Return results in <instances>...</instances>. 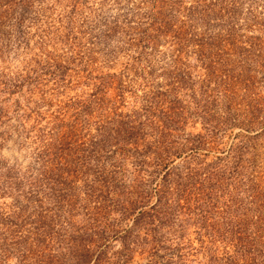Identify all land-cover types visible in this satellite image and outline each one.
<instances>
[{
	"label": "rangeland",
	"instance_id": "rangeland-1",
	"mask_svg": "<svg viewBox=\"0 0 264 264\" xmlns=\"http://www.w3.org/2000/svg\"><path fill=\"white\" fill-rule=\"evenodd\" d=\"M128 194L102 264H264V0H0V264H74Z\"/></svg>",
	"mask_w": 264,
	"mask_h": 264
},
{
	"label": "trees",
	"instance_id": "trees-1",
	"mask_svg": "<svg viewBox=\"0 0 264 264\" xmlns=\"http://www.w3.org/2000/svg\"><path fill=\"white\" fill-rule=\"evenodd\" d=\"M156 20H158V19H156ZM158 23L160 24L159 30L167 28L168 24L163 19L159 20ZM178 36H179V34L176 33L173 37L176 39V38H178ZM170 153L171 152L167 151L165 153L164 158L163 159L160 158L161 159L160 161L163 162L164 160H166V157H168L169 156L168 154H170ZM44 155H46V154H44ZM164 167L168 168V166H166V164H164ZM56 168L57 167H55L51 170H49V169L47 170V167H46L42 171V174H43L42 177L44 176L43 177L44 180H41L38 182L37 188L39 186H40V188L41 187L42 188H48L52 193L53 189H55L53 186V183L59 182V180L62 179V177H63V176H59L56 174V171H57ZM60 171L62 174L64 173L63 168ZM167 173H168V170H167ZM104 179L107 180L106 178H104ZM106 182H108V181H106ZM89 190H91V187L89 188ZM92 192H94V191H92ZM157 192H160L162 195L164 194L163 191H161V190H157ZM129 194L123 198L124 202H122V203L119 202V204H117L118 200L110 198V196H109V199L104 198L103 199L104 202H102V204L98 203L100 205V207H98L96 209L97 212H95L93 215L90 214L87 217L88 222H87L86 226H82L83 230L77 228L76 234L71 235V238H69V241L77 244V246L74 245V247H76V249H75L76 251L74 253L73 259L71 260L72 263H74V264H90L93 261L92 264H102L101 254H102L103 248H105V244L103 246H100L99 243L100 242H106L107 238L109 237V234L112 232V225L110 223L109 224L106 223V226H101L103 224L102 220L104 219L105 211L107 209L110 208L114 211L118 210V213H116V214H119L121 216V219H123V220L126 218L129 219L130 217H132L133 214H137L134 218H132V223H134V226L147 224V222H146L147 219L150 221L151 218H153L156 215L155 213L159 212L158 211L159 207H155V205L150 207V212L142 211L141 208L143 207V203H144L143 201L145 200V197L138 196V198H136L134 200L132 198H129V197H131V196H129ZM53 200H56L55 203L58 201V199L56 197H54ZM161 200H162V196H159L157 202L159 203V202H161ZM151 212H154V213L151 214ZM54 214H55V216H53ZM60 218H61V216L58 213L54 212L50 215V221L51 222H49V223L45 222L43 217L35 222L34 233H32V235H34L33 241L36 242L35 243L36 245L40 244V246H42L46 240H48V242L51 241V242L55 243L56 241H58L59 237H63V235H60L56 231H54L57 228V225L56 226L52 225L53 222H56L54 224H57V222H59ZM70 218H71V216H69L67 218H63V219L66 222ZM106 222H107V220H106ZM67 223L68 222H66V225H67ZM131 231H132L131 227L128 228L126 230L125 236L126 237L129 236ZM113 237H117V233L114 231H113ZM93 245H94V247L92 248ZM51 247H53V246L48 247L49 248L48 251H50ZM25 250H26V248H24V251ZM24 251L21 253L23 254ZM39 256H40V258H45V260L44 259L38 260L37 264H56V261L59 260V257L57 258V256H51V255H48L47 257H45L43 255H39ZM17 258H19V256H17ZM21 264H23V263H21Z\"/></svg>",
	"mask_w": 264,
	"mask_h": 264
}]
</instances>
